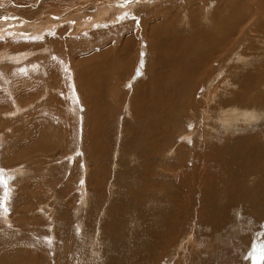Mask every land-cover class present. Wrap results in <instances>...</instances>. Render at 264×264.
Here are the masks:
<instances>
[{
    "label": "rangeland",
    "instance_id": "374dc122",
    "mask_svg": "<svg viewBox=\"0 0 264 264\" xmlns=\"http://www.w3.org/2000/svg\"><path fill=\"white\" fill-rule=\"evenodd\" d=\"M208 1H141L140 7L146 3L144 6H149L150 12L138 14L139 18L137 14L130 15L121 21L131 20L138 27L143 24L140 22L142 17L145 20L152 15L154 20L147 32L142 36L138 32L139 48L134 46L136 39L124 38V33L116 30L121 22L115 26L109 22L95 24L96 21L92 20L95 18L90 17L92 10L87 11L85 1L0 0V10H8L12 12L11 16L19 19L26 18L18 25L11 23L16 18H5L0 22V36L3 37L0 49H9L12 53L18 51L19 54L28 52L21 58L22 55L9 53L6 62H0L6 65L9 73L16 70L22 75L19 79L7 80L0 75V264H264V119L248 123V126L239 121L231 126L220 123L210 127L213 131L207 130L209 134L202 130L200 135L208 139L206 147L193 135L197 129L192 130L201 120L200 117L194 120L191 104L195 105L197 99L202 101L204 93L211 98L219 91L236 90L233 86L221 85L226 72L218 71L220 77L215 83L220 84L218 91H214L215 84L205 85L196 99L191 95L194 88H188L186 81L182 83L180 79L181 83L178 82L173 89L179 90L174 93L172 106L179 101L183 104L175 109L160 103L161 110L171 112L168 126L173 129L164 139L166 149L174 146L177 153L181 152L182 144L177 145L176 140L181 134L186 135L183 144L190 153L185 161V176L193 173L189 177H193L191 183L189 179L180 183L184 176L178 177L172 171L170 178H164L169 153L156 146L157 136H152L149 131L150 123L154 121L152 112L158 109L156 103L159 100L151 96V86L156 69H160L157 53L151 46L152 30L160 26L165 37H185L181 34L193 35L199 29L208 28L227 4L222 6L220 0H212L213 4L207 7H212L213 18L206 17L196 26L192 10H201ZM243 1L249 3L248 12L253 13L255 8L264 9L263 0H254V4L253 0ZM41 2L47 9L51 8L45 10L47 13H52L51 10L58 6L63 10L61 14L74 4L80 7L64 17L32 15ZM256 2L259 5H255ZM162 4L165 5L156 9V16L151 9ZM90 6L93 5L90 4L88 9ZM24 8L29 9L31 17H19L20 12H25ZM171 10H176L175 16L172 22H167L166 15ZM227 15L228 12H224L222 17ZM57 18L59 26L45 30L47 32L39 31L40 24ZM70 18L76 22L88 18L92 22H87L82 31H70L69 28L76 24L73 21L72 24ZM28 20L32 24L28 25ZM262 28L260 31L264 32ZM52 40L55 41L52 43ZM197 43L188 44V47L182 45L184 50L178 53L182 56L181 63L196 65L192 60L203 48V44ZM55 47L58 53L51 57L57 59L58 68L48 69L55 74L51 77L53 79L45 81L46 71L38 73L35 71L37 65L26 63L36 56L48 57ZM43 49H47L46 54H39ZM106 50L108 52L101 53V59L97 60L99 62L107 56L106 70L94 71L99 77L87 76V69L78 68L81 61L92 62L98 52ZM161 51V64H168L170 58L166 52L171 56V49L162 45ZM246 57L247 54L244 63ZM11 64L16 66L11 67ZM18 64L24 66L19 69ZM164 67L160 71L173 69L176 74L175 66ZM197 67H192L197 69L196 72L190 68L194 76L198 69L208 66L204 63L202 66L197 64ZM30 79H34L31 87L20 84V81ZM70 85L77 89L76 112L66 94ZM89 90L93 94L90 106ZM145 97L148 104L141 106L143 111L136 110L135 118H132L131 112L126 111V104L137 109ZM29 102L32 107L27 111L15 113L17 103L25 105ZM237 102L242 111L254 107L251 103ZM5 112L13 113L6 115ZM198 114L199 111L195 113ZM145 136L150 140L148 150L139 148L146 142ZM128 142L132 146L128 147ZM142 162L150 165L151 176L142 175L144 171L134 167ZM178 171L180 169L176 170L179 174ZM234 186L239 194L232 192ZM186 202L192 208L187 213L190 214L188 219L187 214L179 211ZM196 209L200 210L199 215Z\"/></svg>",
    "mask_w": 264,
    "mask_h": 264
},
{
    "label": "bare ground",
    "instance_id": "6f19581e",
    "mask_svg": "<svg viewBox=\"0 0 264 264\" xmlns=\"http://www.w3.org/2000/svg\"><path fill=\"white\" fill-rule=\"evenodd\" d=\"M80 1L81 2L85 1L84 5L86 6L87 11L92 10V12H91L92 14H91L90 17L95 18V19H92V20L96 21L95 24H98V25L101 24V23L109 22V23H113L112 26H115V24H118L121 21H123L125 19V17H129L130 15H134V14L136 15L137 14L136 16H137V18H139L138 14L146 15V14H148L150 12V10L148 9L149 6H144L146 3L142 7H140V5L143 4V2H142V4H140V2L141 1H145L146 2V0H131V2H127V0H90V1L89 0H80ZM67 2H69V1H67ZM220 2L222 4V6H224L223 4H226V3L228 4V6H226L227 5L226 4L225 5L226 8H225V6L222 7L221 11H219L217 13V15L214 17L215 21L211 22V24L209 26H207L208 28L199 29V32L194 33L193 35L192 34L189 35V33H188V34H181L182 36H185V37H165L163 29H161L160 26H156L155 29L152 30V40L153 41H151V46H152L153 50L156 51V53H157V63H158L159 68L161 69L162 66L163 67L167 66V68L170 65H171L170 68H172V66H175L174 68H176V74L173 73V69H172V71L170 70V72L172 74L169 71H167V72L166 71H160V69H156V71H155L154 82H153V84L151 86L152 89H153V93H151V91H152L151 89H150L151 90L150 93H151V96L153 98L159 99V100L156 103L158 109L156 111L152 112V116H153L154 121L152 123H150L151 125H150V128H149V131H150L152 136H154V135L157 136V138L155 139L156 146L161 151H167L169 153L168 157H166L165 167H166L167 170L163 174L164 178H170L169 177V173L172 171L173 173L178 175V177H183L184 176V178L181 180L180 183H182L185 179L188 181L190 175L193 176V173H190V172H188V173H190L189 175L185 176V174L187 173V168H186V162L185 161H186V158L188 156V153H190V152H187L186 144H183V141L185 140L186 135L183 136L181 134L178 137V139L176 140V144L177 145H181L182 144V151L181 152L177 153L174 146L171 147L170 149H166L167 146L164 144V139L173 129V128L168 126V118L171 117V115H170L171 112L161 110V108H160V103H163V105L169 104L170 107H173L175 109L179 108L183 104V101H179L177 104L172 106V99L174 97L175 91H177L178 88L175 91H173V89L176 87V85L177 86L179 85L178 82L181 83V81H179L180 79H182V81L183 80L186 81V84H187L188 88H191V87L194 88V90H192V94L191 95H193L196 99H197V96L201 93V91H202L201 88L203 86H205V85L213 86L216 82L218 83V81H219L218 79L220 77V75H219L220 72L218 74V71H223V73L226 72V74L223 77V81H222L221 85H223L224 87H226V85H229L230 88L232 86H233V89L236 88L235 91H226L225 93H223L222 91H219L217 94L215 92H213L216 95L212 93L214 97L212 95H210V97L212 96L211 98H209L208 95L204 93V96H203L204 99L202 101L197 99L195 105L191 104V110H192V112L194 114V120L198 119L199 117H200V120H201V121L196 122V124H199V125H196V126L192 127L193 131L196 130V129L198 131V132L194 131L193 135H195L196 138L198 137L197 139H199V141L202 142L203 146H205V147H206V144L208 143L207 142L208 139H205L204 137H202L200 135V132L202 130H204L205 132L208 133V131L209 132L213 131V130L209 129L210 127L214 128L215 126H217L220 123L221 124L224 123L227 126H231L232 124H235L237 121H239L242 124L248 126V123H252L254 121H257L260 118L264 119V112H263V110H264V32L260 31L261 27H263L262 29L264 30V9H263V11H261V10H256V8H255L254 10H252L253 13H251V12H248L250 7L247 4H249V3L246 4L243 0H228V1L220 0ZM251 2H253V4H254V0L251 1ZM259 2H260V0H259ZM259 2H256L255 5H257V4L259 5ZM43 3L41 5H39L40 7L38 9L36 8L37 11L33 12L32 15H36V14L38 15L39 14L40 16H42V15L46 14V15H55L57 17H60L59 15H62L61 17H64L68 13H70L72 11H76L80 7V6H76L77 4L76 5L74 4L71 8L67 9V11L64 14H61L60 11H63V10H60V8L58 6L56 8V10H54V11L51 10L52 13H47L45 10H49L51 8L49 7L47 9L45 7V5H44L45 3L44 4ZM90 4H92L93 6H90V8L88 9V6ZM212 4H213V1L209 0L203 6V8L201 10H198V9H193L192 10V15L194 16L193 18L195 20V25L196 26L199 23H203V19H206V17H210V18L212 17L213 18L212 11H210L212 9V7L210 9H209V7H207L208 5H212ZM164 5L165 4H162L158 8L155 7L153 9H151V11L153 13L155 12L154 14L157 16L158 13L156 12V9L164 7ZM261 5L264 6V0H263V4H261ZM128 7L133 8V10L132 9H128ZM24 11L26 13L23 12V11L20 12L19 13V17L21 16V17L24 18V16H27V17H29V16L31 17L32 16L31 13L29 12L28 8H24ZM43 11H44V13H43ZM175 12H176V10L175 11L171 10L166 15L167 16L166 17V21L167 22H172L173 21L174 16H175ZM224 12H228V15L225 18L222 17L224 15ZM11 13L12 12H10L8 10H6V11L0 10V22L2 23L5 18H8V19L9 18H16V20H14V21H12L13 19L12 20L10 19V20L12 21L11 23H14V24L18 25V24H21L22 21L26 20V18L19 19L18 16L16 17L15 15L11 16ZM88 13H90V12H88ZM225 15H226V13H225ZM136 16H133V17L136 18ZM35 19L37 20V18H35ZM35 19L31 18V20H35ZM57 19L58 20H54V19L50 20L49 19V20H47V22L40 24L39 31L40 32L42 30H44V31L47 30L48 31L49 29H54L57 26H59L58 23L60 22V20H59V18H57ZM85 19L81 20L80 22H76V20L73 21V18H70L71 23L73 21V22H76V24L74 26L70 27V28L68 27L69 30L70 31H82L83 28H86V26L88 25V24H86L87 22L88 23L92 22V20H89L88 18L86 20ZM10 20H8V21H10ZM31 20H28L29 21V23H27L28 25L32 24V23H30ZM143 20H144V17H142L140 19V22H142L143 24H138V27H136L135 23H132L131 20L128 21V22H121V24H119V26H118V28L116 30L122 31L124 33L122 35L124 38H125V36H128L129 38L136 39L135 43H134V46L140 48L141 47V44L139 45L140 36H142L143 33L147 32V30L149 29V27H150V25H151V23H152V21L154 19H153L152 15H148L146 17V19L144 21ZM82 23H83V25H82ZM184 23L187 24L186 21H184ZM72 24H74V23H72ZM29 28H31V27H29ZM26 30H27V28H26ZM47 31H45V32H47ZM139 31H140V36L138 35ZM11 32H8V33H11ZM13 32H14V30H13ZM18 32H19V30H18ZM0 33H1V31H0ZM19 33H18V35H19ZM22 33H24V32L22 31ZM41 33H43V32H41ZM28 36H31V35H28ZM0 37H2V36H0ZM2 39H3V37L0 38V44L3 42V41H1ZM11 39L9 40V42L12 41ZM27 39L31 40V38H27ZM15 41H16V39H15ZM54 41L55 40H52L51 42L53 43ZM195 43L203 44L202 50H200L201 49L200 48L201 45H199V50L200 51L198 50L199 53H198L197 58L192 60V62L195 63L196 65L189 64L191 61L188 63L189 64L188 66L183 64V63H181L180 57H182V56H181V54H178V53H179V51L184 50V49H182V45L184 46V44H187L186 47H188L189 46L188 44L192 45V44H195ZM162 45L168 47L169 49H171V52L173 53L171 56L169 55L170 52H166V53H169V54L164 53V54H166V56L167 55L169 56L168 59L170 58V61L168 62V64H167V62H165L166 63L165 65L161 64V62L163 61V58H159V54L162 53V51H163L162 50L161 52H159V49H160V47ZM118 46H121V44H118ZM2 47L3 46H0V48H2ZM56 48L57 47H55V51L53 53H49L48 57L45 58V57L36 56L32 60H29L26 63V64L34 63L35 65H37L38 67L35 69V71L38 72V73L41 70L46 71V74H47L46 76L47 77L45 78V81L48 78L53 77L52 75L55 74L54 72H53V74H51L50 73L51 70L49 72L48 69L58 68L57 67V62H58L57 59L56 58L53 59L51 57L52 54L55 55V53H58V50ZM197 48H198V46H197ZM108 50L102 51V52L101 51L98 52L97 56H96V59L93 60L92 62H90L89 60L81 61V63H80L81 67H78V68L87 69L86 72H85V74L87 76L88 75L92 76V74H93V77L94 76L99 77L98 75H96L94 73V71H100V72L105 71L106 68H107V64H108V58H107V56H104L101 61L98 62L97 60L99 59L101 53H103V52L106 53V52H108ZM41 51H39V54H41V53L46 54L45 52L47 51V49H43ZM193 51H194V49H193ZM12 52L13 51H9V49H0V62L1 61H5V59H8L7 57H9V53H12ZM190 52H188V53H190ZM183 53L186 54L185 52H183ZM29 54H31V52ZM36 54H38V53H36ZM194 54L196 55L197 53L195 52ZM246 54H247V57L245 59H246L247 62L244 63L243 59H244V56H246ZM12 55L13 56L22 55V56L19 57V58H21L23 56L28 55V52L25 51L24 53L19 54L18 51H16V52L12 53ZM101 57H100V59H101ZM187 58H188V54L185 57V59H187ZM15 59H17V58H15ZM249 61H250V65H248ZM204 63L208 67H203V68H201V70L198 69L196 75L194 76L193 75L194 71L192 70L194 68H192V67L195 66V68H196L197 64H201V66H202ZM13 64H11V67H15L16 66V65H13ZM22 66H24V64L21 65V66L19 65L18 68L21 69ZM164 68L166 69V67H164ZM190 68H192V69L190 70ZM197 68H200V67L198 66ZM221 69H223V70H221ZM196 70H195V72H196ZM20 74L16 70H14V71L12 70V72L9 73L6 65H4L3 63H0V75L2 77H4L5 80H7L8 78L13 79L14 77L19 79V77H22V75H20ZM185 75H186V78L184 77ZM221 76H222V73H221ZM83 77H84V75L82 76V78ZM183 77L185 79H183ZM35 79H37V78H35ZM51 79H53V78H51ZM165 79L168 82L167 81L165 82L164 81ZM32 80H34V79L26 80L24 82L20 81V84L21 85L24 84L25 86L28 85V86L31 87V84H33ZM18 81L19 80H17L16 82L19 83ZM40 81L42 82L43 80L40 79ZM107 81H109V80L107 79ZM185 81H183L182 83H184ZM35 82H36V80H35ZM13 83H14V81H13ZM48 84H49V82H48ZM15 85H17V84H15ZM215 86L216 87H215L214 91L220 90L219 89L220 84L219 85L215 84ZM49 87H51V86H49ZM23 88H24V86H23ZM100 88L101 87H99V91L101 92ZM75 89L76 88H74L72 85H70L68 87V90H67L66 94L69 95V103H70V100H72V102H73L72 110H74L76 112V109L74 107V103L78 101L77 100L78 96H77V93L75 92ZM241 89H244V90L242 92H240ZM88 92H89L88 94H89L90 98L88 97V95H86V97L89 98V100H88L89 104L88 105L90 106V104L93 103L92 102L93 101V99H92L93 94H92V92H90V90ZM209 93H210V91H209ZM40 96H38V97H40ZM91 99H92V101H91ZM237 101L244 102V103H251V104H253L254 107L251 110L246 109V110L242 111V109L239 108L240 103H238ZM190 103H192V102H190ZM31 104H32V102L31 103L29 102V104L25 103V105H20V104L17 103L18 106H15V107H17L18 109H15L14 111H15V113L17 112V113L20 114V113H22L25 110L27 111L28 108L32 107ZM144 104L145 105L148 104V101H147L146 97L143 100V102L139 105V107H137V109L136 108L134 109L135 106H133V109H131V106L129 105V103H127L126 107L125 106L124 107L126 108V111L129 112V114L131 112V117L135 118V116H134L135 111L136 110L143 111L141 109V106H143ZM200 104H202V106H200ZM69 105H71V104H69ZM199 106L202 109V111L200 110ZM94 107L96 108V106H93V108ZM89 108H88V110H89ZM247 108H249V107H247ZM197 111H199V114L195 115V113ZM94 112H96V111H94ZM8 113L12 114L13 112H7V113L5 112L6 115ZM88 113H89L88 115L93 116V114H91L90 112H88ZM212 113H217V114L213 115ZM97 114L98 113H96V115ZM2 115H3V113H2ZM99 115L101 116V114H99ZM138 115L140 116V113ZM139 116H136V117L140 118ZM138 118H136V119L138 120ZM143 119L145 120L146 118L143 117ZM95 123H96V121H95ZM97 123H98V121H97ZM97 126L99 127V124ZM240 126H241V124H240ZM134 137H136V136H134ZM145 139H146V142L144 144H142V146H140L139 148L148 150L149 149L148 144H149L150 140H149V138H147V136H145ZM128 144H129V142H128ZM133 144H135V143H133ZM119 146L120 145H118V147ZM127 146L128 147L132 146V144L131 145L129 144ZM38 148H39V146H38ZM97 148H98V146H97ZM132 148H131V150H132ZM99 149H100V147H99ZM133 150H134V148H133ZM123 152H124V149H123ZM130 153H132V152H130ZM192 153H191V155H192ZM97 154H99V153H97ZM172 156H174L175 158H173ZM255 156L257 157L259 155L255 154ZM201 157L202 156H200V158ZM257 158L261 159L262 157L259 156ZM198 160H199V158H198ZM258 165H259V163H258ZM134 167L138 168V169H142L144 171V173L142 175L151 176V174L149 173L150 172L149 171L150 165H147V164L145 165V163L142 162V163H140V164H138L137 166H134ZM183 168H185V169H183ZM191 168H193V167H191ZM179 169H180V171H178V172H180V173L178 174V173H176V170H179ZM84 175H86V174H84ZM101 177H103V176H101ZM191 179H193V177L190 178L189 181ZM179 181H180V179H179ZM110 183H111V181H110ZM189 183H191V181ZM135 184H137V183L135 182ZM144 185L145 184H143L142 186H144ZM136 189H137V187H136ZM232 192L239 194V192L237 191V188L235 190V186H234V189H233ZM102 194H103V192H102ZM144 195H145V193H144ZM155 196H156V194H155ZM177 197H179V196H177ZM182 198H183V194H182ZM203 198L204 197H202V199ZM178 201H180V200H178ZM179 206H180V204H179ZM124 207H126V206H124ZM191 209H192L191 205L188 202H186V203H184L183 206L180 207L179 211L182 214H184V213L187 214ZM195 212L198 215H199V213H201L199 209H196ZM118 215H119V213H118ZM189 215L190 214L186 215V219H188ZM201 216H202V214H201ZM111 217H110V219H111ZM116 217H117V215H116ZM141 218L139 219V221L141 220ZM110 219H108V220H110ZM113 219L114 218H112V220ZM170 221H171V219H170ZM196 223H199V221H196ZM160 229L163 230V227H160ZM263 229H264V227H263ZM209 234H210V232H209ZM153 256H154V253H153ZM151 257H152V255H151Z\"/></svg>",
    "mask_w": 264,
    "mask_h": 264
},
{
    "label": "snow or ice",
    "instance_id": "6c2138e0",
    "mask_svg": "<svg viewBox=\"0 0 264 264\" xmlns=\"http://www.w3.org/2000/svg\"><path fill=\"white\" fill-rule=\"evenodd\" d=\"M127 2H131V0H127Z\"/></svg>",
    "mask_w": 264,
    "mask_h": 264
}]
</instances>
